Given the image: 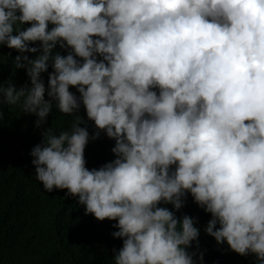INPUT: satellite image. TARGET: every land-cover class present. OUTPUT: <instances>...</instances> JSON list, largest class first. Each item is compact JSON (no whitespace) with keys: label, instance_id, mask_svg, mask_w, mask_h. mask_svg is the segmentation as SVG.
<instances>
[{"label":"clouds","instance_id":"clouds-1","mask_svg":"<svg viewBox=\"0 0 264 264\" xmlns=\"http://www.w3.org/2000/svg\"><path fill=\"white\" fill-rule=\"evenodd\" d=\"M57 44L71 51L53 55ZM0 45L41 52L15 58L31 87L0 85V121L4 103L39 128L53 100L69 115L82 102L115 140L116 159L89 170L85 148L100 131L77 116L30 153L45 190L118 221L115 264H196V220L158 206L179 211L187 193L211 213L208 235L264 264V0H0Z\"/></svg>","mask_w":264,"mask_h":264},{"label":"trees","instance_id":"trees-1","mask_svg":"<svg viewBox=\"0 0 264 264\" xmlns=\"http://www.w3.org/2000/svg\"><path fill=\"white\" fill-rule=\"evenodd\" d=\"M30 23L17 24L18 29L30 27ZM54 27L49 24V30ZM13 34H17L14 31ZM41 42L30 43V47L39 48ZM70 48H60L57 44L53 55H67ZM41 52L20 53L6 45H0V85L10 84L17 89L31 81L27 68H17L15 58L27 55L35 59ZM78 60L81 58L77 57ZM102 59V57H98ZM25 65L26 61H22ZM54 69L49 64L48 72L41 78L48 88L49 73ZM159 94V89H153ZM77 97V87L70 86ZM45 99H50L45 93ZM22 103V101H21ZM46 117V123L36 127L39 119L36 115L24 112L21 104L4 103L3 120L0 121V264H115V255L123 247V239L113 236L119 231L113 225L118 221L97 220L93 215L85 214V206L78 203V197L67 194V190L54 189L48 192L36 179L33 157L34 146L43 143L44 134L52 129L58 135L70 130L77 116L82 118L80 127H87L90 136L100 131L98 139L89 140L85 148L86 167L99 169L116 159L112 152L115 140L107 137L106 132L96 128L94 121L88 120L86 108L81 102L80 109L74 114L59 111L57 102ZM173 170L175 166H172ZM159 207H167L180 219L189 215L196 220L200 229L197 241L187 249L196 253V264H259L256 254L240 255L225 241L219 244L206 232L211 213L201 208L192 197L186 194L183 207L177 211L170 203L161 202ZM219 227V225H217ZM203 255V261L199 256Z\"/></svg>","mask_w":264,"mask_h":264}]
</instances>
